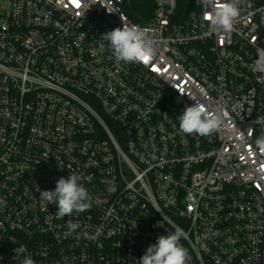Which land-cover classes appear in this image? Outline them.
I'll return each instance as SVG.
<instances>
[{"label":"built area","instance_id":"built-area-1","mask_svg":"<svg viewBox=\"0 0 264 264\" xmlns=\"http://www.w3.org/2000/svg\"><path fill=\"white\" fill-rule=\"evenodd\" d=\"M222 2L230 33L155 0L156 55L125 64L124 0H0V264H138L174 225L189 264H264V0ZM194 103L218 131H179ZM73 172L92 207L58 219L39 191Z\"/></svg>","mask_w":264,"mask_h":264},{"label":"clouds","instance_id":"clouds-1","mask_svg":"<svg viewBox=\"0 0 264 264\" xmlns=\"http://www.w3.org/2000/svg\"><path fill=\"white\" fill-rule=\"evenodd\" d=\"M206 10L204 19L208 22L209 30L213 33H230L239 10L232 2L222 0H197ZM210 11H207L209 10ZM150 28L122 22L117 27L102 34L101 41L107 42L116 62L146 64L156 55L154 41L150 38ZM223 123L218 112L209 111L205 106L194 103L187 106L179 116V131L186 135L206 137L218 131ZM255 145L264 152V135L259 136ZM81 176L75 172L67 178L57 180L54 190L39 191L40 199L47 204L57 205L56 217L64 218L75 213H83L92 207L88 190L79 181ZM3 203V201H0ZM79 228L78 223L68 222L69 232ZM188 233L178 225L174 232L157 238L156 243L147 247L138 264H189L188 250L180 243L187 239ZM18 264H35L30 255L17 259Z\"/></svg>","mask_w":264,"mask_h":264},{"label":"trees","instance_id":"trees-1","mask_svg":"<svg viewBox=\"0 0 264 264\" xmlns=\"http://www.w3.org/2000/svg\"><path fill=\"white\" fill-rule=\"evenodd\" d=\"M176 21L180 22V16L187 14L192 9L191 0H177ZM124 12L136 25L145 27L155 15V0H124Z\"/></svg>","mask_w":264,"mask_h":264}]
</instances>
